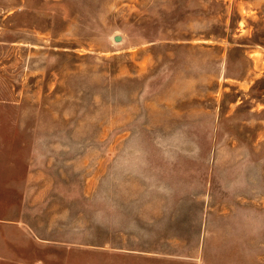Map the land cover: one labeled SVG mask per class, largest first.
Wrapping results in <instances>:
<instances>
[{
  "label": "rangeland",
  "instance_id": "rangeland-1",
  "mask_svg": "<svg viewBox=\"0 0 264 264\" xmlns=\"http://www.w3.org/2000/svg\"><path fill=\"white\" fill-rule=\"evenodd\" d=\"M0 264H264V0H0Z\"/></svg>",
  "mask_w": 264,
  "mask_h": 264
},
{
  "label": "water",
  "instance_id": "water-1",
  "mask_svg": "<svg viewBox=\"0 0 264 264\" xmlns=\"http://www.w3.org/2000/svg\"><path fill=\"white\" fill-rule=\"evenodd\" d=\"M120 40H121V37H119V36H116V37H115V41H116V42H118V41H120Z\"/></svg>",
  "mask_w": 264,
  "mask_h": 264
}]
</instances>
